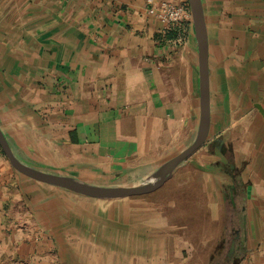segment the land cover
Returning <instances> with one entry per match:
<instances>
[{"label":"crops","instance_id":"obj_1","mask_svg":"<svg viewBox=\"0 0 264 264\" xmlns=\"http://www.w3.org/2000/svg\"><path fill=\"white\" fill-rule=\"evenodd\" d=\"M146 2L0 0V129L19 162L95 186H144L194 144L200 79L193 22L165 31ZM201 3L209 138L157 190L127 197L139 209L134 220L143 217L153 234L149 253L131 264H169L175 236L218 224L217 249L235 241L221 264H264V0ZM75 197L114 200L24 176L0 148V261L56 252L35 223L72 216ZM171 216L202 219L186 224ZM101 253L87 264L95 256L108 264Z\"/></svg>","mask_w":264,"mask_h":264},{"label":"rangeland","instance_id":"obj_2","mask_svg":"<svg viewBox=\"0 0 264 264\" xmlns=\"http://www.w3.org/2000/svg\"><path fill=\"white\" fill-rule=\"evenodd\" d=\"M189 175L191 174L186 172L180 176L188 178L190 177ZM171 192L173 190L170 187L166 188L164 195L168 196ZM173 194L176 197L177 193ZM114 200L111 202L115 203L108 201L103 203L101 200L92 201L90 199L86 200L83 197H75L72 216L63 213L64 215L59 218H48L45 221L41 218L43 220L42 224L40 221V224L35 223L36 227H38V232H42L43 236L46 235V237L52 238V243L54 242L57 247L56 252H53V250L50 252L41 251L37 256L27 258V261L20 260L17 262L15 260L14 264H87L89 261L91 262L94 253H101L105 249L109 250V252L105 256L101 253V262L107 261L108 264H131L133 256L137 258L145 256L146 253H149L147 238L149 239V236L153 234L147 232L143 217L139 221H135L134 217H132L133 215L135 216L137 210L139 211L138 206L135 204L132 206L125 204L124 202L129 200L127 197ZM122 200L123 205L121 207L120 203ZM196 203L201 204V202ZM181 204L183 203L181 202ZM189 205L191 208L187 211L194 212L192 210L193 204L189 202ZM116 208H119V212L116 213L118 214L117 216L113 213V210ZM200 211L203 210H197V212ZM110 212L111 214L106 217ZM169 219L178 223L186 221V224H188L199 221L202 218L171 216ZM220 228L219 224L212 225V231H188L184 235L180 234L182 235L181 237L175 236L169 242L168 263L221 264L222 261L219 259L222 257L224 259L228 255L230 243L227 242L226 248L223 250L217 249L221 243L220 239L222 235L219 232ZM156 235L157 237L161 236V234ZM40 236L38 235V237ZM55 239H57V242ZM42 240L50 241L49 238H42ZM183 242H187V244ZM189 242L194 244L193 248L189 246ZM44 244L46 246V243ZM95 257L97 261L93 260V263L95 264L96 262L97 264L100 257ZM12 261H0V264H13Z\"/></svg>","mask_w":264,"mask_h":264},{"label":"water","instance_id":"obj_3","mask_svg":"<svg viewBox=\"0 0 264 264\" xmlns=\"http://www.w3.org/2000/svg\"><path fill=\"white\" fill-rule=\"evenodd\" d=\"M194 25L195 37L198 45L199 79H200V125L199 133L194 144L187 150L167 162L160 170V179L153 184L132 187H101L91 185L75 178L58 176L44 173L19 162L5 136L0 129V148L7 156L13 168L19 173L37 180L39 182L60 187L77 194L94 198L118 199L138 196L154 192L161 187L167 180L171 179L175 169L186 162L200 147L204 146L209 138L210 130V85H209V48L207 30L201 0H188ZM222 145V140H216ZM235 249V241L229 250L231 258Z\"/></svg>","mask_w":264,"mask_h":264},{"label":"built area","instance_id":"obj_4","mask_svg":"<svg viewBox=\"0 0 264 264\" xmlns=\"http://www.w3.org/2000/svg\"><path fill=\"white\" fill-rule=\"evenodd\" d=\"M147 14L162 25L163 30L192 22L189 4H178L159 0H147Z\"/></svg>","mask_w":264,"mask_h":264},{"label":"trees","instance_id":"obj_5","mask_svg":"<svg viewBox=\"0 0 264 264\" xmlns=\"http://www.w3.org/2000/svg\"><path fill=\"white\" fill-rule=\"evenodd\" d=\"M222 250L225 249V248H221Z\"/></svg>","mask_w":264,"mask_h":264}]
</instances>
